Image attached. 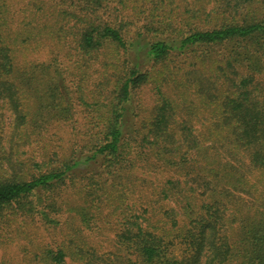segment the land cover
Segmentation results:
<instances>
[{"label": "trees", "instance_id": "1", "mask_svg": "<svg viewBox=\"0 0 264 264\" xmlns=\"http://www.w3.org/2000/svg\"><path fill=\"white\" fill-rule=\"evenodd\" d=\"M28 224L18 264H264V0H0V238Z\"/></svg>", "mask_w": 264, "mask_h": 264}, {"label": "rangeland", "instance_id": "2", "mask_svg": "<svg viewBox=\"0 0 264 264\" xmlns=\"http://www.w3.org/2000/svg\"><path fill=\"white\" fill-rule=\"evenodd\" d=\"M194 0H189L191 2ZM151 92H149V89L146 88V90L141 91L140 96L143 98L145 104H148L151 97ZM166 170H161L160 175L165 174ZM151 175L150 171H147V176L149 177ZM152 177L154 175H151ZM151 178V177H150ZM154 178V177H153ZM12 226L15 227V224ZM12 227V229L7 230L5 229V236L0 238V260H11L12 263L18 264L20 259L22 258V250L23 246L30 242V240L36 239L39 242H42L44 240H49L53 237V233L51 231H46L45 229L37 228L35 225L28 224V227L26 230L24 229V233L20 234V232L17 230V233ZM112 229L104 228L103 230L99 231L96 230L94 233V238L99 244H105V246H109L110 242L108 241L109 238L111 239L113 237V231ZM173 233L176 237V244L172 247V258H181L182 254L185 251V246L182 244L181 237H177L176 234H178L180 231L177 229L174 230ZM31 233V234H30ZM29 236V239L27 237ZM107 248V247H106ZM68 264H78L76 262H70L68 260Z\"/></svg>", "mask_w": 264, "mask_h": 264}]
</instances>
